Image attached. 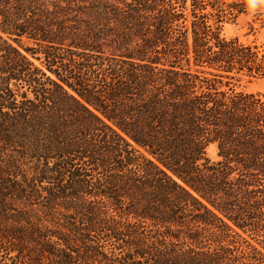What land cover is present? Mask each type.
I'll return each instance as SVG.
<instances>
[{
    "label": "trees",
    "instance_id": "obj_1",
    "mask_svg": "<svg viewBox=\"0 0 264 264\" xmlns=\"http://www.w3.org/2000/svg\"><path fill=\"white\" fill-rule=\"evenodd\" d=\"M249 10L0 0V264H264V97L234 83L264 53L221 35Z\"/></svg>",
    "mask_w": 264,
    "mask_h": 264
},
{
    "label": "rangeland",
    "instance_id": "obj_2",
    "mask_svg": "<svg viewBox=\"0 0 264 264\" xmlns=\"http://www.w3.org/2000/svg\"><path fill=\"white\" fill-rule=\"evenodd\" d=\"M221 35L227 40L236 39L241 44L256 47L261 54L264 53V23L262 16L255 14L254 10H249L235 19L223 23ZM21 45L22 47L26 46L25 43ZM32 58L35 64H40L38 56ZM234 83L236 90L259 94L264 97V78L240 77ZM216 153L217 150L214 144L207 147L206 154L210 160H216Z\"/></svg>",
    "mask_w": 264,
    "mask_h": 264
}]
</instances>
